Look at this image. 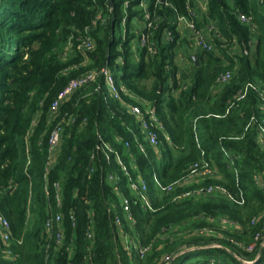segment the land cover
Wrapping results in <instances>:
<instances>
[{
    "label": "trees",
    "instance_id": "16d2710c",
    "mask_svg": "<svg viewBox=\"0 0 264 264\" xmlns=\"http://www.w3.org/2000/svg\"><path fill=\"white\" fill-rule=\"evenodd\" d=\"M169 1L150 51L130 28L143 15L135 8L139 0L127 8L125 0L114 6L110 0H0V214L13 232L10 258L0 235V264H264V146L257 139L264 124V0H201L205 10L198 0ZM189 5L198 10L197 26L215 23L224 41L215 37L212 51L195 48L186 64L177 50L191 40L174 21L177 12L189 14ZM239 11L252 21L242 22ZM166 28L173 40L164 38ZM86 34L96 47L83 52L78 45ZM103 66L130 92H122L124 101L106 96L99 76L51 111L72 78ZM227 70L233 76L219 86ZM129 102L156 107L164 124L157 145L146 139ZM60 120L62 142L46 176L49 136ZM100 135L119 150L128 173L115 153L107 159L96 152ZM202 151L215 176L171 191L158 187L155 176L164 185L183 178ZM139 176L148 183L151 208L129 186ZM55 182L65 216L61 245L45 224L50 205L57 211ZM211 184L224 185L234 198L186 195ZM121 193L131 198L135 222L122 214L120 229L114 219ZM140 246L148 247L143 255Z\"/></svg>",
    "mask_w": 264,
    "mask_h": 264
},
{
    "label": "built area",
    "instance_id": "2783aa9c",
    "mask_svg": "<svg viewBox=\"0 0 264 264\" xmlns=\"http://www.w3.org/2000/svg\"><path fill=\"white\" fill-rule=\"evenodd\" d=\"M131 0H125V7L127 8L130 4ZM166 5H172V3L169 0H139V2L136 4L135 8L143 9V15L135 16L132 19L130 28L134 31H136L139 35L140 42L139 44L143 46L149 47V50H154V40L153 36L156 32V30L159 28L161 22H162V13L160 12V9ZM190 10L189 14H180L177 12V18L174 21L176 23V29L178 31H182V27L191 33V36H188V38L191 40V44L194 46V48H202L206 50H215L216 42L215 37L222 39L221 34L218 31V28L215 23L208 24L205 27H198L196 23V18L199 17L198 10L194 9L192 5H189ZM199 7H201L203 10L206 9V2L201 4L199 2ZM198 8V7H197ZM239 19L244 23H250L252 21V16L248 15L242 11H239L238 13ZM122 25L124 27H127V17H124ZM87 31H89V28H87ZM164 38H167L168 40H173L174 35L171 29L166 28V32L164 34ZM96 47L95 39L90 35L86 34L84 37L81 38V41L78 45V48L82 50L83 52L91 51ZM99 76L104 77L105 85H107L110 89L111 95L114 97L123 100L122 92L129 94L130 92L126 88L124 84H118L116 81V76L114 72L111 70L108 66H103L101 68H95L92 70H89L82 75H79L75 78H72L65 87L59 92L58 96L55 98V100L51 104V111L56 113L59 109V107L62 105L64 101H66L78 88L85 86L91 81H95ZM233 76V72L231 70L224 71L220 73V75L217 78V82L219 83V86H222L226 82H228ZM250 85V84H249ZM264 93V91H263ZM245 95V92L239 91L237 94V99L243 98ZM107 96V95H106ZM127 109L130 113L136 116L137 120L140 123V126L145 133L146 139L152 144L157 145L158 144V137H159V130L164 128V124L159 118V115L157 113L156 107L148 106L143 107L142 104L137 102H129L127 103ZM75 118H70V123L74 122ZM65 129V124L62 120L57 122L55 127L50 133L49 136V148H48V159L46 162V176L49 174L50 168L53 166L57 159V155L60 149V145L62 142V135ZM258 142L261 146H264V124H259L258 126ZM127 146H130V142H126ZM141 149L144 151V145L140 143ZM96 152H103L105 157L107 159L111 158V154L115 153L116 159L118 163H120L123 166V170L128 173V167L124 164L119 150L113 146L108 141H105L104 138L100 135V141L96 145ZM205 152L202 151V159L195 162L191 165L190 170L186 176L183 178L169 184L164 185L160 179L155 176V181L158 187H160L164 191H171L175 185H182L187 182H192L194 180H198L200 178H207L215 176L216 169L212 166V163L209 159H206L204 156ZM226 154L229 155V152L226 151ZM95 156V151L92 154V157ZM115 174L110 173L108 178L112 181H115ZM262 186H264L263 182H260ZM54 186L56 187V205H57V211H54L52 208V205H50L49 209V215L46 219V227L47 230L52 234V232L55 230V236L58 245H61L64 239V213L61 211L62 207V194H61V184L60 182H55ZM130 188L134 191L135 194L140 196L141 200L147 205L149 208H151V202L149 199V196L147 194L148 191V183L145 178L143 177H137L136 179L130 178L129 183ZM10 187L13 189L16 187V183H11ZM49 186L47 187V194H49ZM192 192H207L212 194H223L228 196L229 198H234V195L222 184H211L207 187H200L195 189L194 191L187 192L186 195L191 194ZM240 203L244 202L243 194L240 192ZM120 203H121V212L115 211V224L118 228H122L123 225V215H127L128 220L132 223L135 222V217L132 213V207H131V198L126 195L125 193L120 194ZM71 218L74 221L76 220V216L74 213H72ZM0 235L3 239L5 246L3 247V254L4 257L10 258L13 256V249L11 247V242L13 239V232L11 230V222L9 218L3 214H0ZM18 242H21L19 240ZM50 246L48 245V248ZM148 247H139V251L141 255H143ZM50 256V250L47 252V257Z\"/></svg>",
    "mask_w": 264,
    "mask_h": 264
},
{
    "label": "rangeland",
    "instance_id": "374dc122",
    "mask_svg": "<svg viewBox=\"0 0 264 264\" xmlns=\"http://www.w3.org/2000/svg\"><path fill=\"white\" fill-rule=\"evenodd\" d=\"M119 32L121 31L120 28H118ZM183 34H186L187 36H191V33L189 34V32H187L186 29H184L182 27V31H181ZM191 47V44L182 48V49H178V53H177V56L178 58H180V60H183L186 64L189 63V57H188V54L189 53H193L195 48L193 47V49L190 48ZM195 53V52H194ZM120 84V83H118ZM105 93L106 95H111V92H110V89L107 85H105Z\"/></svg>",
    "mask_w": 264,
    "mask_h": 264
},
{
    "label": "water",
    "instance_id": "95a60500",
    "mask_svg": "<svg viewBox=\"0 0 264 264\" xmlns=\"http://www.w3.org/2000/svg\"><path fill=\"white\" fill-rule=\"evenodd\" d=\"M110 5L114 6L115 5V0H110ZM193 58L196 60V63L199 64V56L198 55H193Z\"/></svg>",
    "mask_w": 264,
    "mask_h": 264
},
{
    "label": "crops",
    "instance_id": "0c3cea01",
    "mask_svg": "<svg viewBox=\"0 0 264 264\" xmlns=\"http://www.w3.org/2000/svg\"><path fill=\"white\" fill-rule=\"evenodd\" d=\"M201 4L205 3V1L198 0Z\"/></svg>",
    "mask_w": 264,
    "mask_h": 264
}]
</instances>
